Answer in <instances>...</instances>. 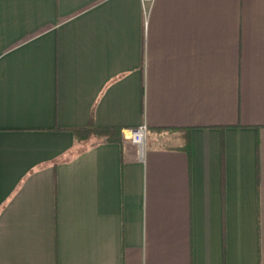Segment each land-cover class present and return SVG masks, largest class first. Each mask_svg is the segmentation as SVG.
Listing matches in <instances>:
<instances>
[{
  "label": "crops",
  "instance_id": "1",
  "mask_svg": "<svg viewBox=\"0 0 264 264\" xmlns=\"http://www.w3.org/2000/svg\"><path fill=\"white\" fill-rule=\"evenodd\" d=\"M0 264H264V0H0Z\"/></svg>",
  "mask_w": 264,
  "mask_h": 264
},
{
  "label": "trees",
  "instance_id": "2",
  "mask_svg": "<svg viewBox=\"0 0 264 264\" xmlns=\"http://www.w3.org/2000/svg\"><path fill=\"white\" fill-rule=\"evenodd\" d=\"M76 142H90L92 144H98L101 142H122L123 132L119 128L114 127H98L95 125H89L86 127H79L72 129ZM190 132V131H188ZM186 150L191 153L192 146L191 141L188 139L186 142Z\"/></svg>",
  "mask_w": 264,
  "mask_h": 264
},
{
  "label": "built area",
  "instance_id": "3",
  "mask_svg": "<svg viewBox=\"0 0 264 264\" xmlns=\"http://www.w3.org/2000/svg\"><path fill=\"white\" fill-rule=\"evenodd\" d=\"M149 134V127L146 124H141L131 128L126 132V136L134 143L143 146Z\"/></svg>",
  "mask_w": 264,
  "mask_h": 264
}]
</instances>
